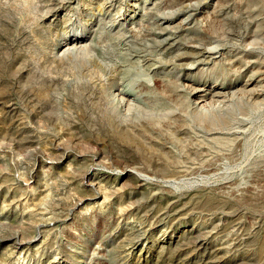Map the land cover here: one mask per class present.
Wrapping results in <instances>:
<instances>
[{"label":"rangeland","instance_id":"374dc122","mask_svg":"<svg viewBox=\"0 0 264 264\" xmlns=\"http://www.w3.org/2000/svg\"><path fill=\"white\" fill-rule=\"evenodd\" d=\"M0 264H264V0H0Z\"/></svg>","mask_w":264,"mask_h":264},{"label":"bare ground","instance_id":"6f19581e","mask_svg":"<svg viewBox=\"0 0 264 264\" xmlns=\"http://www.w3.org/2000/svg\"><path fill=\"white\" fill-rule=\"evenodd\" d=\"M112 4H113V1L111 3H109V6L112 7ZM114 6H115V4H114ZM131 7H132L131 14H126L124 17H121L124 21H126L127 19H132L133 16L137 15V11H136L137 4L133 3V5H131ZM84 44H85V39L81 35L64 37L61 44H60V50L65 51V50L73 48V47H81ZM194 57L195 58L188 65L189 69H193L196 66H198L199 64H206V62L213 60L216 57V55H215V52L210 49V47L200 46V47H197L196 55ZM120 92L122 95L121 98L123 100L127 101V103L129 104L132 101V99L130 100V98L127 96V94L125 92H123V91H120ZM227 92L228 91H225L222 87L218 86L217 84H212V85L207 86L205 81H194L191 84L189 95H190V101L197 108H203L209 104L211 105L213 102L225 101L227 98V95L229 93V92L228 93ZM232 94L230 96H233ZM247 94H248V92H247ZM228 99H230V97ZM132 103H135V102H132Z\"/></svg>","mask_w":264,"mask_h":264}]
</instances>
